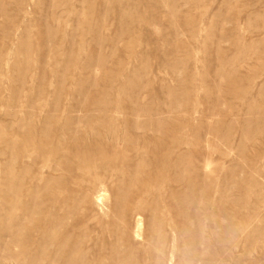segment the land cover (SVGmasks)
Instances as JSON below:
<instances>
[{
    "label": "rangeland",
    "instance_id": "rangeland-1",
    "mask_svg": "<svg viewBox=\"0 0 264 264\" xmlns=\"http://www.w3.org/2000/svg\"><path fill=\"white\" fill-rule=\"evenodd\" d=\"M0 129V177L43 167L65 232L86 226L101 255L264 264V211L251 241L239 232L264 171V0H0ZM195 210L220 228L204 250L188 244ZM37 222L12 250L40 256Z\"/></svg>",
    "mask_w": 264,
    "mask_h": 264
},
{
    "label": "bare ground",
    "instance_id": "bare-ground-1",
    "mask_svg": "<svg viewBox=\"0 0 264 264\" xmlns=\"http://www.w3.org/2000/svg\"><path fill=\"white\" fill-rule=\"evenodd\" d=\"M31 4V3H30ZM18 10V9H17ZM36 10V9H35ZM86 10V9H85ZM11 39V38H10ZM111 41V40H110ZM6 54V53H5ZM30 65V64H29ZM6 67V66H5ZM30 69V68H29ZM26 72V71H25ZM53 72V71H52ZM76 72V71H75ZM24 73V72H23ZM3 75V74H2ZM6 76V75H5ZM8 77V76H7ZM32 77V75H31ZM30 77V78H31ZM21 78V77H20ZM28 79V77H27ZM52 79V78H51ZM2 81V80H1ZM6 81V79H5ZM49 82V81H48ZM116 82V81H115ZM124 82V81H123ZM50 83V82H49ZM125 83V82H124ZM52 85V84H51ZM109 88V86H108ZM51 89V87H50ZM48 90V89H47ZM23 91V90H22ZM112 91V90H111ZM123 91V90H122ZM2 92V91H1ZM126 92V91H125ZM104 93V92H103ZM110 93V92H109ZM111 94V93H110ZM25 97V96H24ZM57 98V97H56ZM107 98V97H106ZM24 99V98H23ZM18 101V100H17ZM22 101V100H21ZM109 101V100H108ZM112 101V100H111ZM23 102V101H22ZM40 103V102H39ZM42 103V102H41ZM115 103V102H114ZM16 104V103H15ZM22 104V103H21ZM37 104V102H36ZM121 104V103H120ZM141 104V103H140ZM170 104V103H169ZM40 105V104H39ZM43 105V104H42ZM112 105V104H111ZM44 106V105H43ZM170 106V105H169ZM168 106V107H169ZM23 107V106H22ZM21 107V108H22ZM36 107V106H35ZM135 107V106H134ZM17 108V107H16ZM115 108V107H114ZM140 108V107H139ZM180 108V107H179ZM149 109V108H148ZM113 110V109H112ZM33 111V110H32ZM64 111V110H63ZM59 112L65 113V112ZM35 112V111H34ZM134 112V111H133ZM39 113V112H38ZM41 114V113H39ZM82 113V112H81ZM84 113V112H83ZM96 113V112H95ZM140 113V112H139ZM170 113V112H169ZM66 114V113H65ZM138 114V113H137ZM85 115V114H84ZM99 115V114H98ZM62 116V115H60ZM65 116V115H63ZM67 116V115H66ZM149 116V115H148ZM20 117V116H19ZM33 117V116H32ZM51 117V116H50ZM74 117V116H73ZM104 117V116H103ZM102 117V118H103ZM15 118V117H14ZM17 118V117H16ZM30 118V117H29ZM29 118H27L29 120ZM38 118V116L36 117ZM35 118V119H36ZM53 118V117H51ZM65 117L64 119H66ZM22 119V116H21ZM55 119H57L55 117ZM62 119V118H61ZM85 119V118H84ZM120 119V118H119ZM136 119V118H135ZM162 119V118H161ZM39 120V119H37ZM36 120V121H37ZM48 120V119H47ZM58 119L57 121H59ZM63 120V119H62ZM78 121V119H76ZM100 120V119H99ZM137 120V119H136ZM40 121V120H39ZM54 121V120H53ZM56 121V120H55ZM56 121V122H57ZM98 121V120H97ZM159 121V120H158ZM30 122V121H29ZM55 122V123H56ZM64 122V121H63ZM66 122V120H65ZM74 122V121H73ZM88 122V121H87ZM95 122V121H94ZM102 122V121H101ZM100 122V124H101ZM107 122V121H106ZM114 122V121H110ZM148 122V120L146 121ZM152 122V121H151ZM40 123V122H39ZM76 124V122H74ZM74 123L71 124V126H75ZM81 123V121H80ZM103 123V122H102ZM108 123V122H107ZM115 123V122H114ZM113 123V124H114ZM117 123V122H116ZM161 123V122H160ZM33 124V122H32ZM36 124V123H35ZM48 124V123H47ZM61 124V123H60ZM104 124V123H103ZM112 124V125H113ZM140 124V123H139ZM138 124V125H139ZM27 125V128H29L28 124H24L23 127ZM31 125V123H30ZM66 125V124H65ZM94 125V123H93ZM106 125V124H104ZM109 125V124H108ZM141 125V124H140ZM34 125H32L33 127ZM46 127V125H43V127ZM51 126V125H50ZM54 126V125H53ZM62 126V124H61ZM60 126V127H61ZM64 126V125H63ZM63 126L60 128L62 129ZM87 126V125H86ZM137 126V125H136ZM47 127H49L47 125ZM52 127V126H51ZM77 127V126H76ZM82 127V126H80ZM78 127V129L80 128ZM85 127V126H84ZM98 127V126H97ZM107 127V126H106ZM115 127V125H114ZM113 127V128H114ZM58 128V129H59ZM73 128V127H72ZM31 129V127H30ZM59 129V130H60ZM75 129V128H73ZM89 129V128H88ZM91 129V127H90ZM100 129V128H99ZM111 129V128H110ZM109 129V130H110ZM116 129V128H115ZM1 130V129H0ZM6 130V129H5ZM34 130V129H33ZM48 132V128L45 129ZM70 130V129H69ZM81 130V129H80ZM87 130V129H86ZM65 131V128H64ZM96 131V130H95ZM106 131V130H105ZM149 131V130H148ZM35 132V131H34ZM66 132V131H65ZM72 132V131H71ZM74 132V130H73ZM72 132V133H73ZM2 133V132H1ZM68 133V132H67ZM75 133V132H74ZM76 133H79L76 132ZM89 133V132H88ZM114 133V132H113ZM47 134V133H45ZM62 134V133H61ZM64 134V133H63ZM82 134V133H81ZM91 134V132H90ZM111 134V133H110ZM109 134V135H110ZM120 134V133H119ZM4 135V134H3ZM73 135V134H72ZM70 135V136H72ZM83 135V134H82ZM94 135V134H93ZM96 135V134H95ZM113 135V134H111ZM118 135V134H117ZM123 135V134H122ZM1 136V135H0ZM6 136V134L4 135ZM3 136V137H4ZM61 136V135H60ZM139 136V135H138ZM63 135L60 137L62 139ZM76 137V136H75ZM105 137V136H104ZM121 137V136H120ZM31 138V137H30ZM102 138V137H101ZM140 138V137H139ZM17 139V138H16ZM81 139V137H80ZM86 139V138H85ZM98 139V138H97ZM114 139V138H113ZM122 139V138H121ZM7 139H5L6 141ZM59 140V138H58ZM66 139H64L65 141ZM87 140V139H86ZM29 141V140H28ZM106 141V140H105ZM121 141V140H120ZM31 142V140H30ZM82 142V141H81ZM122 142V141H121ZM61 144V142H59ZM127 143V142H126ZM184 143V142H183ZM14 144V141H13ZM16 145V144H14ZM19 145V144H18ZM16 145V146H18ZM24 145V143L22 144ZM21 145V146H22ZM26 144V148H27ZM31 145V144H30ZM98 145V144H97ZM146 145V144H145ZM144 145V146H145ZM96 146V145H95ZM186 146V145H185ZM67 147V146H66ZM98 147V146H97ZM132 147V146H131ZM184 147V146H183ZM7 148V146H6ZM16 148V147H15ZM18 148V147H17ZM16 148V149H17ZM23 148V147H22ZM55 148V147H54ZM53 148V149H54ZM95 148V147H94ZM99 148V147H98ZM15 149V150H16ZM25 149V148H24ZM31 149V148H30ZM57 149V148H56ZM55 149V150H56ZM21 150L22 149H18ZM17 150V152H19ZM26 150V149H25ZM49 150V149H48ZM47 150V151H48ZM52 150V149H51ZM54 150V151H55ZM66 150V149H65ZM41 151V150H40ZM60 150H58L59 152ZM67 151V150H66ZM240 151V150H239ZM30 152V151H29ZM38 153L37 151H34ZM50 154L52 153L49 151ZM61 152V151H60ZM226 152V151H225ZM27 153V152H24ZM33 154V152H30ZM47 152L44 151V153L40 152L42 156H44V160H48L50 157H53L55 155H49L47 159V155L45 156ZM56 153V151H55ZM54 153V154H55ZM62 153V152H61ZM93 153V152H92ZM127 153V152H126ZM13 154V153H12ZM20 154H23L21 152ZM48 154V153H47ZM64 153L63 155H65ZM227 154V153H226ZM14 155V154H13ZM18 155V154H17ZM15 155L14 157H17ZM27 155V154H26ZM30 155V154H28ZM24 156V155H23ZM41 156V157H42ZM67 154L65 155V157ZM100 156V155H99ZM224 156V155H223ZM238 156V155H237ZM31 157V156H30ZM27 156V158H30ZM46 157V158H45ZM58 157V156H57ZM64 156H62L63 158ZM64 157V158H65ZM25 158V156H24ZM40 159V156L38 157ZM43 158V157H42ZM41 158V159H42ZM55 158V157H53ZM52 158V159H53ZM59 158H61L59 156ZM67 158V157H66ZM86 158H88L86 156ZM92 158L95 159V156ZM12 158L10 162L13 160ZM26 159V158H25ZM31 159V158H30ZM27 159V160H30ZM33 159V158H32ZM40 159V160H41ZM51 159V158H50ZM51 159V160H52ZM56 159V158H55ZM104 158H102L103 161ZM78 160V159H77ZM80 160V159H79ZM85 160V159H84ZM96 160V161H95ZM94 162L99 161V159H95ZM107 160V159H106ZM22 161V160H21ZM54 164H55V160ZM52 161V163H53ZM101 161V159H100ZM262 161V160H261ZM16 162V161H15ZM36 162V161H35ZM57 162V160H56ZM83 162V161H82ZM85 162V161H84ZM86 162H88L86 160ZM109 162V161H107ZM14 163V162H13ZM17 163V162H16ZM15 163V164H16ZM71 163V162H70ZM76 163H78L76 161ZM167 163V162H166ZM238 163V162H237ZM20 164H23L22 162ZM37 164V162H36ZM39 165L41 164L38 163ZM43 164V163H42ZM48 164V163H46ZM51 164V163H50ZM93 164V163H92ZM101 164V163H100ZM111 164V163H110ZM239 164V163H238ZM34 165V164H33ZM45 165V164H44ZM41 165V166H44ZM52 165V164H51ZM50 165V166H51ZM79 164H76V166ZM91 165V164H90ZM241 165V164H240ZM17 166V165H15ZM14 166V167H15ZM32 166V165H31ZM48 166V165H47ZM54 165L51 168V170L57 171V169ZM58 166V165H57ZM69 166V165H68ZM80 166V165H79ZM78 166V167H79ZM106 166V164H105ZM109 166V164H108ZM13 164H9L6 168L5 171H3V175L0 177V264H126L127 261L126 259H120L118 257H111V255H101L100 251H109L110 249L108 246H104L103 244H98V242L94 241L91 238V233L89 229L85 227H77L76 229H72L71 232L69 233L70 230H66L65 232V227L67 224V220L69 221L70 214L66 213V209L62 207L61 203V190L57 187V182L54 180V178H48L44 176L43 173V167L39 168L38 165L36 166L39 168V170L34 173L31 171L29 164H24L20 165L17 169L18 171L16 172L14 170ZM59 167V166H58ZM77 167V168H78ZM91 167V166H90ZM110 167V166H109ZM165 167V165H164ZM16 168V167H15ZM32 168V167H31ZM45 168V166H44ZM49 168V167H48ZM73 168V167H72ZM80 168V167H79ZM85 167V171H88ZM95 169V167H92ZM234 168V167H233ZM238 168V167H237ZM264 168V167H263ZM35 169L36 168H32ZM46 169V168H45ZM56 169V170H54ZM93 169V170H94ZM222 169V168H221ZM240 169V168H239ZM238 169V170H239ZM243 169V168H242ZM48 170V169H47ZM50 170V169H49ZM50 170V171H51ZM77 170V169H76ZM79 172V169L77 170ZM84 171V170H83ZM96 172V169L94 170ZM244 171V169H243ZM33 172V173H31ZM61 172V168H60ZM82 171H80L81 173ZM231 172V171H230ZM242 172V171H241ZM252 173V171H250ZM58 173V172H57ZM121 173V172H120ZM209 174V173H208ZM237 174V173H236ZM85 175V173H84ZM96 175V173H95ZM110 175V174H109ZM254 176L257 175L256 179H252L248 184L250 187H253V194L249 196L250 202H249V207L250 209L253 210V214L247 215V217L244 219V226H242L239 230L240 234H245L246 235V242L251 241V234L253 235V232L248 233L247 229L249 228L250 225L253 224V222H258V219H261L260 217L258 218V215L260 214L261 211H264V171L261 173H254ZM252 175V178H255ZM50 176V175H49ZM231 176V175H230ZM261 177L263 180L260 181L258 178ZM95 177V176H94ZM218 179V178H217ZM58 180V179H57ZM206 180V179H205ZM191 181V180H190ZM92 182V181H91ZM217 182V181H216ZM96 183V182H95ZM161 184V183H160ZM213 184V183H212ZM102 185V184H101ZM218 186V185H217ZM134 187H136L134 185ZM246 187V185H245ZM219 190V189H218ZM63 191V190H62ZM217 191V190H216ZM64 193V192H63ZM82 194V193H81ZM80 194V195H81ZM169 194V193H167ZM249 195V194H248ZM247 195V196H248ZM82 196V195H81ZM68 197V196H67ZM75 197V196H74ZM77 198V197H76ZM79 199V198H77ZM99 199V198H98ZM72 200V199H71ZM94 200V199H93ZM204 200V199H203ZM220 200V199H219ZM79 201V200H77ZM211 201V200H210ZM252 201V202H251ZM161 202V201H160ZM208 202V201H207ZM138 203V201H137ZM92 204V201H91ZM211 204V203H210ZM236 204V203H235ZM69 205V204H68ZM75 205V204H74ZM73 205V206H74ZM58 206V207H57ZM202 206V205H201ZM75 207V206H74ZM209 207H212L210 205ZM211 209V208H210ZM122 211V210H121ZM201 211V209H200ZM199 211V212H200ZM16 212H20V216L16 219ZM133 212V211H132ZM196 210L194 213L191 214L190 219L192 221V224L194 226V232L190 234L188 244L189 245H197L204 250V247H207V244L210 240V236L212 235V232L214 230L217 232V229H220L217 227V223L215 222L217 219L213 215H208L206 212H203L200 214ZM124 214V213H123ZM219 214H217V218L220 220H225L224 218L225 215H221V212L219 211ZM120 215V214H119ZM257 216V217H256ZM76 217V216H75ZM226 217V216H225ZM264 217V216H263ZM138 218V217H137ZM234 220V219H233ZM42 221L44 223V226H42L40 235L42 237V243L40 244L39 248L41 251L38 252L40 255L39 257L35 259H31L28 257L27 254H25V247L22 249L20 252H16L15 249L12 250L11 247L14 248H22V244H20L19 239L21 238V235L24 231L27 225L34 224L36 222ZM171 221V220H170ZM38 222L36 225H38ZM211 223L213 228L211 227H206L205 223ZM239 222V221H238ZM40 223V222H39ZM140 223V222H139ZM41 224V223H40ZM12 225V226H11ZM40 227V225H39ZM67 228V227H66ZM38 230V227L32 228ZM93 229V228H92ZM214 229V230H212ZM30 230V229H29ZM232 230V229H231ZM31 231V230H30ZM37 232V231H36ZM264 232V231H263ZM74 233H78V236L70 241L72 237H74ZM233 233V231H232ZM39 234V231H38ZM216 234V233H215ZM231 234V233H230ZM233 236L232 234L230 237ZM237 238V237H236ZM235 238V239H236ZM234 239V237H233ZM238 240V239H237ZM19 243V244H18ZM231 243V242H230ZM259 243V242H258ZM257 243V244H258ZM12 245V246H11ZM107 245V244H106ZM261 245V244H260ZM21 246V247H20ZM262 247H264L262 245ZM107 251H106V250ZM216 249V248H215ZM52 250L51 253L46 254L47 251ZM158 250V249H156ZM201 250V251H202ZM157 252V251H156ZM202 253V252H201ZM205 253V252H203ZM108 254V253H107ZM119 254V252H118ZM200 254V253H199ZM131 255V254H130ZM204 255V254H203ZM207 255V254H205ZM257 256V255H256ZM140 257V256H139ZM208 257V256H207ZM127 258V257H126ZM140 259V258H139ZM205 259V257H204ZM203 259V260H204ZM207 259V258H206ZM230 259V258H229ZM145 261V260H144ZM143 261V262H144ZM205 261V260H204ZM140 262V261H139ZM192 262L195 264H203V262L198 261L197 259L193 258ZM141 264V263H140Z\"/></svg>",
    "mask_w": 264,
    "mask_h": 264
}]
</instances>
